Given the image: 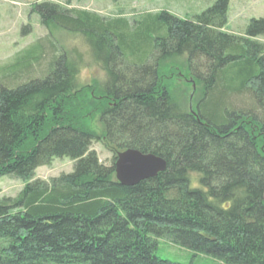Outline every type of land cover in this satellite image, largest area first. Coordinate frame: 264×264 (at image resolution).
I'll return each instance as SVG.
<instances>
[{
	"label": "trees",
	"instance_id": "1",
	"mask_svg": "<svg viewBox=\"0 0 264 264\" xmlns=\"http://www.w3.org/2000/svg\"><path fill=\"white\" fill-rule=\"evenodd\" d=\"M228 3L133 26L35 6L44 26L85 39L106 82L97 94L77 89L75 60L49 37L15 56L0 84V177L26 184L0 200V264H178L156 255L159 239L223 264H264V18L225 33ZM180 56L188 76L169 66ZM177 74L190 79L187 110L171 94ZM97 116L110 166L90 150ZM128 149L165 170L120 185L114 162ZM62 158L71 173L32 180Z\"/></svg>",
	"mask_w": 264,
	"mask_h": 264
},
{
	"label": "rangeland",
	"instance_id": "2",
	"mask_svg": "<svg viewBox=\"0 0 264 264\" xmlns=\"http://www.w3.org/2000/svg\"><path fill=\"white\" fill-rule=\"evenodd\" d=\"M216 0H0V84H7V72L15 63V56L21 51L49 37L57 46L59 54L75 60L79 75L77 89L92 92H103L106 76L100 65L95 63L90 55L88 44L81 36L67 32L54 24L43 25L41 16L35 6L44 2L58 5L62 9L86 11L101 19L113 20L121 18L132 26L144 16L166 12L182 20H192L210 8ZM264 18V0H229L227 23L222 29L228 34L243 36L247 24L252 19ZM255 40L264 44V37ZM180 70V75L188 76L185 57L180 56L169 64ZM176 73V71H175ZM37 76V73L34 74ZM183 76L171 77V94L177 104L184 110L188 108V94L191 86L184 83ZM192 82V81H191ZM8 85V84H7ZM198 95L196 91L194 98ZM90 130L99 140H93L90 150L94 151L99 162L105 166L111 165L113 157L103 144L101 137L103 127L95 117L90 123ZM95 136V137H96ZM73 161L67 158L54 159L49 166L35 170L32 180L48 181L61 174L71 173ZM193 187H197L198 177L193 176ZM26 182L8 176L0 177V200L15 198ZM156 255L169 262L178 264H223L212 257L195 254L166 239L157 241Z\"/></svg>",
	"mask_w": 264,
	"mask_h": 264
},
{
	"label": "water",
	"instance_id": "3",
	"mask_svg": "<svg viewBox=\"0 0 264 264\" xmlns=\"http://www.w3.org/2000/svg\"><path fill=\"white\" fill-rule=\"evenodd\" d=\"M165 168L166 163L163 159L133 149L118 152L114 162L115 179L122 186H133L140 181L153 178ZM262 199L264 203V190Z\"/></svg>",
	"mask_w": 264,
	"mask_h": 264
}]
</instances>
